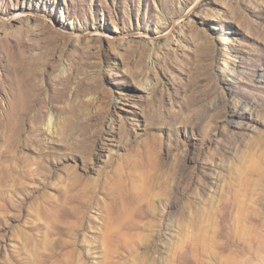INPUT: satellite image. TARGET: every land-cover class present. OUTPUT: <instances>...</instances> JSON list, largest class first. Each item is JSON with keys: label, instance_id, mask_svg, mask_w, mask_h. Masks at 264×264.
Listing matches in <instances>:
<instances>
[{"label": "rangeland", "instance_id": "374dc122", "mask_svg": "<svg viewBox=\"0 0 264 264\" xmlns=\"http://www.w3.org/2000/svg\"><path fill=\"white\" fill-rule=\"evenodd\" d=\"M15 13L0 264H264V0H0Z\"/></svg>", "mask_w": 264, "mask_h": 264}, {"label": "bare ground", "instance_id": "6f19581e", "mask_svg": "<svg viewBox=\"0 0 264 264\" xmlns=\"http://www.w3.org/2000/svg\"><path fill=\"white\" fill-rule=\"evenodd\" d=\"M22 14L21 13H15V15L12 16V18H8L7 20H1L0 21V33L1 32H7L13 28H24L25 26L28 25V22L22 21ZM82 37V35H81ZM81 37H77L73 43L78 44V45H82L83 47L86 46V49L93 51L95 53V55H97L99 58L101 56H104V54L106 55H110V56H117L118 54V48L119 45H115L114 42L108 41L107 45H104L105 40L103 39H91L89 41H84L85 39L81 38ZM92 38V37H91ZM95 38V37H94ZM67 45V44H66ZM104 48V49H103ZM92 54V53H91ZM236 64V60L234 62ZM228 72L230 74H236V67L235 65H231L229 67H227ZM112 70V69H111ZM228 74V75H230Z\"/></svg>", "mask_w": 264, "mask_h": 264}]
</instances>
